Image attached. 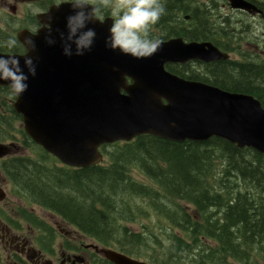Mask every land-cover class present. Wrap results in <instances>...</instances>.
I'll use <instances>...</instances> for the list:
<instances>
[{"label": "trees", "instance_id": "16d2710c", "mask_svg": "<svg viewBox=\"0 0 264 264\" xmlns=\"http://www.w3.org/2000/svg\"><path fill=\"white\" fill-rule=\"evenodd\" d=\"M54 1H43L40 6ZM162 3L165 13L152 26L157 32L151 33L153 37L187 40L207 35L202 13L179 8L185 0ZM186 15L190 21L184 20ZM188 24L194 30L188 31ZM0 37L7 38L5 34ZM188 66L167 64L165 68L189 79ZM206 69L203 82L249 94L264 108L263 71L237 66L232 60L213 62ZM0 93L14 98L9 89ZM1 106L0 137L11 138L10 119L21 116L12 102ZM23 135L25 145L39 152L12 155L4 161L3 171L14 194L58 215L96 243L151 264H264V153L238 148L218 137L175 142L142 134L130 141L101 145L105 160L74 168L62 165ZM131 169L151 185L133 178ZM151 216L162 221L163 229L166 223L176 232L168 229L162 238L130 227ZM142 227L148 230L147 224Z\"/></svg>", "mask_w": 264, "mask_h": 264}, {"label": "water", "instance_id": "95a60500", "mask_svg": "<svg viewBox=\"0 0 264 264\" xmlns=\"http://www.w3.org/2000/svg\"><path fill=\"white\" fill-rule=\"evenodd\" d=\"M56 5L36 15L37 49L28 55L38 57L37 74L29 77L28 90L16 97L13 108L21 116L24 132L62 164L80 168L100 163L101 145L142 134L175 142L218 137L238 148L264 153V108L258 99L186 80L165 69L168 63L224 60L226 53L211 43H186L176 37L161 40L150 58L135 60L104 47L111 23L106 18L87 25L96 31L92 50L67 58L61 53L56 29L65 31L71 9L67 4ZM230 6L251 7L244 0H230ZM48 16L56 40L52 46L43 41ZM28 32L18 31V41ZM18 58L23 67V57ZM6 83L0 81V85ZM9 153L10 148L0 144V157ZM4 197L0 188V200ZM102 253L113 264H151L108 248Z\"/></svg>", "mask_w": 264, "mask_h": 264}, {"label": "flooded vegetation", "instance_id": "af4514ba", "mask_svg": "<svg viewBox=\"0 0 264 264\" xmlns=\"http://www.w3.org/2000/svg\"><path fill=\"white\" fill-rule=\"evenodd\" d=\"M36 1L42 4L44 0ZM244 1L251 6L249 9L232 8L230 0H185V5L188 8L191 7L193 13L198 11L205 16L208 31H206L207 35L200 39L191 38L184 41L186 43H211L219 51L228 55V59L218 61L232 60L237 66L250 65L264 72V0ZM49 5L50 3L45 7L41 6L39 9L41 12L39 13L46 12ZM10 9H13V7L10 6ZM108 12V8L101 9V14L105 17L101 21L107 18ZM28 17L30 20L33 19L32 15H28ZM186 20L190 21L189 15ZM35 21V24L32 23L33 26H29V28L28 26L19 28L15 32V36H10L5 30L0 29V36L1 34L7 36V38H3L5 40H1L0 37V41L4 43L10 38H17L18 31L22 29L28 31L37 29L40 24L36 19ZM5 24L9 26L8 22ZM187 30L192 31L194 28L191 24H188ZM18 44L20 47H16L14 51L16 54H22L24 51L23 46L19 41ZM0 53L7 54L8 49L0 47ZM213 62L190 60L186 63L170 64L173 66L179 65V67L188 64L187 74L189 79L187 80L205 83L203 80L207 78L206 65ZM127 83H130L129 79H127ZM6 89H9L8 86L0 85V91ZM0 97V114H2L4 109L1 103L10 101L13 105L16 97L11 99L1 93ZM15 141L13 137H0V144L7 145L10 148L9 154L0 157V188L4 191L5 197L4 188L7 187L8 183L11 188L12 185L3 171V166L7 158L17 155L13 153L19 148L16 146ZM31 211L35 213L34 210ZM36 220L44 224L43 221ZM55 227H57L54 232L55 240L50 243L40 242L35 227L27 223L23 226L18 221L14 223L13 218H3L0 212V264H113L102 253L106 247L98 243L83 242V238L78 237L74 227L73 230H67L58 226V224Z\"/></svg>", "mask_w": 264, "mask_h": 264}, {"label": "clouds", "instance_id": "9594fccd", "mask_svg": "<svg viewBox=\"0 0 264 264\" xmlns=\"http://www.w3.org/2000/svg\"><path fill=\"white\" fill-rule=\"evenodd\" d=\"M67 4L71 14L65 17V31L56 29L61 43V53L67 58L84 56L92 50L96 39V31L87 27L91 22H100L105 17L101 14V6L108 8L107 18L111 23L104 37V47L112 52L129 56L135 60H145L153 56L161 47V40L151 35L152 26L156 25L165 13L162 0H57L56 7ZM44 44L52 46V17L44 22ZM23 41V53L17 55V38H10L0 47L8 49V53H0V81L7 82L10 95L20 97L28 90L29 77L37 74V64L29 52H36L37 46L33 37L39 34L38 29L28 32ZM23 57V67L20 59ZM26 70V71H25ZM115 70V69H114Z\"/></svg>", "mask_w": 264, "mask_h": 264}, {"label": "rangeland", "instance_id": "374dc122", "mask_svg": "<svg viewBox=\"0 0 264 264\" xmlns=\"http://www.w3.org/2000/svg\"><path fill=\"white\" fill-rule=\"evenodd\" d=\"M46 1V0H44ZM52 3H57L55 0ZM50 3V4H52ZM41 3L39 1H27V0H0V29L5 30L7 34L10 36H15V32L19 28L33 26V19L30 20L28 15H32L35 18L36 14L41 12L39 9L41 8ZM10 6L13 9H10ZM104 7L101 6V9ZM105 9V8H104ZM8 22L7 26L5 23ZM151 33H157L154 30H151ZM233 58V57H231ZM218 61V60H216ZM213 62V61H212ZM1 101V97H0ZM11 120V121H10ZM10 133L12 137L16 140L15 144L19 148L15 150L13 153L17 155H26V156H33L39 152V150L35 146H25L26 138L23 135V125L22 120L20 119H10ZM6 143V142H5ZM8 144V143H6ZM105 160V158H104ZM221 169V165L219 162L216 163V171L219 172ZM130 174L133 178L137 181L148 183L151 185L150 181H148L140 172L135 169H131ZM3 178V176H2ZM6 192V197L2 201H0V212L3 218L12 219L15 223L16 221L20 222L21 225L25 226L27 224H31L35 227L38 241L44 243H50L55 240L54 232L55 227L57 224L62 228L67 230H73L74 228L71 225H68L64 220H62L58 215L52 213L49 210L41 209L39 206L35 204H28L26 203L23 198L18 197L14 194L13 189L11 188L10 184L8 183L7 187L4 188ZM181 206L187 208L191 211V207L184 203L180 202ZM31 210H34L33 213ZM36 219L41 220L44 222L39 223ZM143 224H147L148 230L143 228ZM18 225H20L18 223ZM166 227L163 229V223L161 220L157 219L154 216H151L149 221L146 220H138L136 223H132L130 227L135 230L142 232L149 231L153 232L154 234L164 237V231H173L176 232V229L171 230L167 224L165 223ZM150 229V230H149ZM76 234L78 237L83 238V242H90L96 244V242L86 236L82 235L76 229ZM261 263V262H260Z\"/></svg>", "mask_w": 264, "mask_h": 264}, {"label": "bare ground", "instance_id": "6f19581e", "mask_svg": "<svg viewBox=\"0 0 264 264\" xmlns=\"http://www.w3.org/2000/svg\"><path fill=\"white\" fill-rule=\"evenodd\" d=\"M179 8L180 9H185L186 8V12H189V10H191L189 13H193V10L191 9V7H187V5H185V6H179ZM190 16V15H189ZM188 18V15H186L185 17H184V20L186 21V19Z\"/></svg>", "mask_w": 264, "mask_h": 264}]
</instances>
